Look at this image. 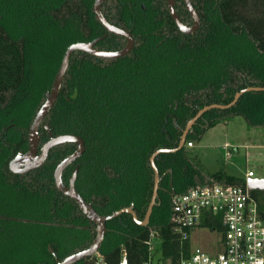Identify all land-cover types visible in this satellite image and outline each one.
Masks as SVG:
<instances>
[{
    "label": "trees",
    "instance_id": "trees-1",
    "mask_svg": "<svg viewBox=\"0 0 264 264\" xmlns=\"http://www.w3.org/2000/svg\"><path fill=\"white\" fill-rule=\"evenodd\" d=\"M93 2L0 0L2 125L12 121L30 123L52 86L67 46L103 33ZM141 2L146 4L147 12L141 9ZM111 3L114 8L109 18L132 31L136 38L134 51L116 59L75 52L48 121L55 134L73 132L85 139L79 182L82 195L97 211L111 214L132 206L143 219L154 188L151 155L159 148L177 147L187 121L200 107L231 102L241 86H264V0L195 3L202 26L192 35L179 31L166 0ZM183 4L181 0L178 11L187 21L190 15ZM160 18L162 23L158 22ZM159 25H163L160 30ZM155 30L161 37L164 33L163 39ZM147 42L162 45L169 54L163 66L144 60L145 48L150 45ZM124 44V37L112 33L100 42L108 50ZM235 72L240 73V83L234 79ZM188 95L195 96L192 105L186 103ZM239 113L255 123H264V90L247 91L230 108L210 109L205 117L212 126L226 115ZM203 132L197 126L186 141L200 138ZM74 147L65 145L62 153H70ZM183 149L161 152L155 158L161 180L150 223L140 225L131 213L122 212L107 221L99 253L75 264H99L100 256L108 264H118L124 255L128 264H144L151 256L148 241L152 233L161 240L157 250L160 260L176 263L189 257L191 241L174 230L171 189H164L169 188V176L162 174L173 168L174 180L180 183L176 193L214 183L245 186V179L223 170L205 176ZM259 193L252 192L258 201ZM259 210L264 218V202L259 201ZM81 218L82 224L94 226L84 214ZM211 225L222 228L219 216L201 223ZM95 234V227L83 230L85 241L81 247H88Z\"/></svg>",
    "mask_w": 264,
    "mask_h": 264
},
{
    "label": "flooded vegetation",
    "instance_id": "flooded-vegetation-1",
    "mask_svg": "<svg viewBox=\"0 0 264 264\" xmlns=\"http://www.w3.org/2000/svg\"><path fill=\"white\" fill-rule=\"evenodd\" d=\"M111 1L117 2L119 0L105 1L102 4V11L105 14V16L112 23H114L109 18V15L112 14V10L114 8L112 7ZM175 1H176L175 4L176 10L179 13L178 11L179 3L181 2V0H175ZM201 1L203 0H192L194 6L195 3L198 4ZM140 5H141V9L147 12L146 4L141 2ZM183 5L186 11L189 13V11L185 6V3ZM166 6H167V0H166ZM189 15L190 18L187 21H184L182 17L181 16L180 17L184 23L191 25L193 23V18L190 13ZM200 19H201V15H200ZM158 22L162 23L161 18L158 20ZM101 25L103 26L104 31L100 36L106 34L108 31L102 23ZM201 26H202V20L199 28L195 32L190 34L183 33L179 28L178 29L184 35H192L195 34L200 29ZM162 28L163 25H159V30ZM159 30H155V34L157 35L158 38L160 37L163 39L164 33L162 32V37L159 36ZM129 31L132 33L131 30ZM109 33L111 32H108L105 38L108 36ZM132 35L134 36L133 33ZM97 37H93L90 40H93ZM104 39L99 40L96 44V47L99 49L108 50L106 49V47L100 45V42ZM134 39H135L134 46L132 50L126 55H129L134 51L136 46L135 36ZM147 43H149L150 45H147L148 48H145V53L147 52L146 57L148 58V56L152 55V58L150 60L144 58V60L145 61L152 60L154 63L158 64L157 65L158 67L163 66L162 62H164L167 57L165 55H169V54L165 50H163V48L161 47L162 45L161 46H159L158 44L156 45L154 42H147ZM125 44H126V40H125ZM125 44L122 47H124ZM126 55H123L121 57H124ZM104 59H116V58H104ZM197 96L200 95H196V97ZM193 97L195 96L188 95L185 97V100L187 101L186 103L188 105L190 104L192 105L193 102L192 99H194ZM200 109H198V111ZM206 112H204L196 120V122L193 125V130L191 132L196 131L197 126H200L204 130L209 126L208 118L205 117ZM48 115L44 118V120L41 122L40 125V139L37 148L38 154L41 153L42 146L50 139L51 135L57 136L60 134H65V133H58V134L53 133L51 125L49 124L48 121L49 119ZM34 117L35 115L31 119L30 123L24 122L20 124L13 121L7 122L3 125L0 123V264H57L58 260H62L65 257L81 249H84L81 247L82 243L85 241V238L83 236V230L88 231V230H92L93 227L96 228L95 224L93 226L86 221L85 222L87 224L85 223L82 224L81 216L84 213L81 211L76 201L72 197L61 192L56 185L55 170L58 164L67 155L71 154L72 152H74V150H76L77 145L75 143H65L53 147L49 151L46 159L41 164H39L34 168L26 169L25 161H22L21 165L17 166V170H13L11 168V162L18 155V153L21 151L26 152L29 149L30 146L29 129L33 122ZM46 125H49L51 133H49V131L47 130ZM176 125H178L177 120H176ZM185 127L183 128V130L185 129ZM72 144L75 145L74 150L64 155L62 153L61 148L64 147L65 145H72ZM85 146H86V142H85ZM83 154L75 161L69 163L65 167L62 173V180L64 185L69 186L71 180L74 178V172L75 170H77L76 177L74 178V185L75 188L80 193H81V187L79 182V177H80L79 174L81 171V166H82L81 158ZM165 175L169 176V179L167 180L169 184V188H164V189L165 190L173 189V192H176V186H179L180 183H176L174 180L173 168L169 167L162 174V177H164ZM86 218L88 217L86 216Z\"/></svg>",
    "mask_w": 264,
    "mask_h": 264
},
{
    "label": "water",
    "instance_id": "water-1",
    "mask_svg": "<svg viewBox=\"0 0 264 264\" xmlns=\"http://www.w3.org/2000/svg\"><path fill=\"white\" fill-rule=\"evenodd\" d=\"M107 0H95L93 4V10L96 14V18L98 21H100L105 28L108 30V32H111L113 34H117L120 36H123L126 40V44L121 49L117 50H105V49H99L96 47V44L99 40L104 39L107 35L104 34L100 37H97L93 40L88 41H76L71 44H69L63 54V57L61 59L60 65L58 67V70L55 74L53 83L51 88L45 93V99L43 103L41 104L40 108L35 114V117L33 119V122L29 129V141L30 146L29 149L26 152H19L18 155L12 160L11 162V168L13 170H17V166H20L22 161H25L26 163V169H31L39 164H41L47 157L49 151L58 145L65 144V143H75L77 145L76 150L72 152L71 154L67 155L57 166L55 170V180L57 188L63 192L64 194L72 197L78 206L80 207L81 211L92 221L94 222L96 228V234L94 239L92 240L91 244L81 249L67 257H65L62 260H58L57 264H74L82 259H85L89 256L95 255L99 253L103 241L105 238V234L107 231V221L116 217L117 215L121 214L122 212H129L133 215L134 220L140 224V225H148L150 223V219L153 213V208L157 204V198L159 195V189H160V172L159 169L155 163L156 156L161 152H176L179 149H182L183 146L186 143V139L188 137L189 132L193 130V125L196 122V120L206 111L213 109V108H219V109H227L230 108L232 105H234L238 99L241 97V95L247 91L251 90H264V86H249L243 89H240L237 91L234 95V98L231 102L227 104H221V103H212L209 105L203 106L197 114L192 117L186 124L185 129L183 130V133L181 135V139L179 141V144L177 147L174 148H159L157 149L150 157V161L152 164V167L154 169V188H153V195L151 197L150 203L147 207L146 214L143 219H139L135 209L132 206L123 207L121 209H118L111 214H102L94 207V205L86 200L82 194L75 188L74 185V178L76 177V172H74V178L71 180V183L69 186L64 185L62 180V173L65 167L75 161L77 158H79L85 151V141L84 139L73 133H65L60 134L57 136L51 135L50 139L42 146L41 153L38 154L37 148L39 145V139H40V125L41 122L44 120V118L48 115L50 110L52 109L53 105L55 104L62 84L63 80L66 74V71L68 69L70 60L72 55L76 51H85L89 54L103 57V58H117L121 57L123 55H126L129 53L135 43L134 36L132 33L126 29L125 27L116 25L112 23L103 13L102 11V4ZM185 6L189 13L191 14L193 18V23L191 25H188L183 22L181 19L179 13L176 10L175 0H167V7L169 10L170 15L172 16L173 20L175 21L178 28L186 34H190L195 32L200 24L201 19L199 12L197 11L196 7L194 6L192 0H184ZM47 130L49 133L50 127L49 125H46ZM246 186L249 192L253 191H264V177H248L246 179ZM176 192H172L171 195L173 196Z\"/></svg>",
    "mask_w": 264,
    "mask_h": 264
},
{
    "label": "built area",
    "instance_id": "built-area-1",
    "mask_svg": "<svg viewBox=\"0 0 264 264\" xmlns=\"http://www.w3.org/2000/svg\"><path fill=\"white\" fill-rule=\"evenodd\" d=\"M192 144V141L188 142L189 146ZM247 174L254 176L251 170ZM215 216H219L221 229L213 225L201 226L204 220L211 222ZM171 221L174 230L190 241L197 228L207 227L217 232L215 249L191 244L187 259L176 263L160 260V252L153 243V239L159 237L152 233L148 241L151 256L144 264H264V218L259 201L246 185L214 183L175 193ZM98 263L108 264L102 256ZM118 264H128L127 256L124 255Z\"/></svg>",
    "mask_w": 264,
    "mask_h": 264
},
{
    "label": "rangeland",
    "instance_id": "rangeland-1",
    "mask_svg": "<svg viewBox=\"0 0 264 264\" xmlns=\"http://www.w3.org/2000/svg\"><path fill=\"white\" fill-rule=\"evenodd\" d=\"M238 72H235L234 79L240 83ZM243 88L246 86L238 90ZM226 116L208 126L200 138L190 137L193 146L186 141L184 153L205 176L223 170L245 179V185L250 170L254 172L253 177H264V123H255L243 113ZM258 199L264 202V191H260ZM217 238V232L200 227L193 232L191 242L194 246L215 249ZM153 243L154 248L160 250L161 240L155 238Z\"/></svg>",
    "mask_w": 264,
    "mask_h": 264
},
{
    "label": "crops",
    "instance_id": "crops-1",
    "mask_svg": "<svg viewBox=\"0 0 264 264\" xmlns=\"http://www.w3.org/2000/svg\"><path fill=\"white\" fill-rule=\"evenodd\" d=\"M191 146H193V144H192ZM191 244H192V242H191ZM206 249H208V250H213V248H212V247H211V248H206Z\"/></svg>",
    "mask_w": 264,
    "mask_h": 264
}]
</instances>
